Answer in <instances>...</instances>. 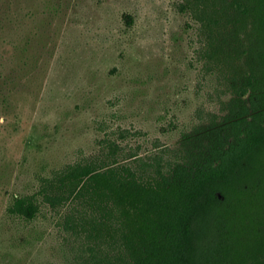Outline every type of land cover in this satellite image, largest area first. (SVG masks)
Listing matches in <instances>:
<instances>
[{"label": "trees", "instance_id": "16d2710c", "mask_svg": "<svg viewBox=\"0 0 264 264\" xmlns=\"http://www.w3.org/2000/svg\"><path fill=\"white\" fill-rule=\"evenodd\" d=\"M177 6L194 32L197 95L217 108L147 152L109 130L8 206L25 224L49 213L72 264H264V0Z\"/></svg>", "mask_w": 264, "mask_h": 264}, {"label": "rangeland", "instance_id": "374dc122", "mask_svg": "<svg viewBox=\"0 0 264 264\" xmlns=\"http://www.w3.org/2000/svg\"><path fill=\"white\" fill-rule=\"evenodd\" d=\"M179 1L0 0V264H72L49 213L7 212L39 175L118 128L141 152L174 146L199 107L217 108L197 95Z\"/></svg>", "mask_w": 264, "mask_h": 264}, {"label": "water", "instance_id": "95a60500", "mask_svg": "<svg viewBox=\"0 0 264 264\" xmlns=\"http://www.w3.org/2000/svg\"><path fill=\"white\" fill-rule=\"evenodd\" d=\"M219 195H220L221 198H223L221 194H219Z\"/></svg>", "mask_w": 264, "mask_h": 264}]
</instances>
